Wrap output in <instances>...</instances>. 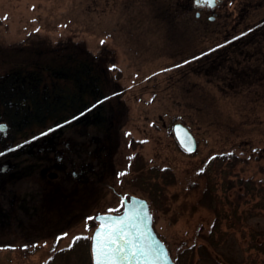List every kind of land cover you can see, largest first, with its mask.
<instances>
[{"label":"rangeland","instance_id":"374dc122","mask_svg":"<svg viewBox=\"0 0 264 264\" xmlns=\"http://www.w3.org/2000/svg\"><path fill=\"white\" fill-rule=\"evenodd\" d=\"M243 2L219 0L216 6L224 3L236 12ZM169 5L170 0H0V111L16 98L12 88L21 85L31 88L28 98L42 107L44 98L55 95L60 104L75 106L87 84L88 96L100 102L116 97L114 111L121 113L110 142L114 171L84 199L74 183L56 179L43 159L21 148L32 135L10 128L0 137V164L15 165L0 174V189L24 201L10 206L9 194L0 192L6 206L0 211V264H92L94 216L121 208L107 186L149 202V181H157L163 195L157 205L149 202L153 228L179 264H209V257H228L230 264L264 261L250 248L249 236L257 230L264 238L259 206L264 202L259 192L264 189V71L232 81L222 94L203 77L186 73L182 59L210 37L204 21L218 15L217 7L197 8L201 21H194L170 17ZM27 71L28 82L22 78ZM15 72L25 83L15 82V76L3 81ZM9 108L10 116H24L15 104ZM176 123L195 137L193 153L178 145ZM202 164L212 173L226 215L214 237L220 238L216 249L207 238L213 213L198 203ZM152 168L171 173L174 183L154 180ZM246 181L258 192L250 193ZM30 209L36 210L33 216ZM232 211L241 219L238 227L230 226Z\"/></svg>","mask_w":264,"mask_h":264},{"label":"flooded vegetation","instance_id":"af4514ba","mask_svg":"<svg viewBox=\"0 0 264 264\" xmlns=\"http://www.w3.org/2000/svg\"><path fill=\"white\" fill-rule=\"evenodd\" d=\"M200 7L203 6L198 8ZM93 62L94 66L98 67L100 64L97 65L96 63H99V57L95 56ZM52 89V93L57 90L54 87ZM111 93L113 92L110 91ZM78 95L79 100L75 103V106L70 103L60 104L56 100V95L44 98L45 102L43 104L45 105H42V107L40 105L34 106L29 99L25 102L22 111L24 116L16 118L13 114L9 118V122L15 126L14 131H23L32 135L29 142L23 144L21 148L31 150L35 158L43 159L56 179H60L63 183H74L81 198L84 199L86 194L96 193L97 187L105 184L106 178L114 171L113 160H111L114 151L110 142L114 133L119 130L121 119L117 117L119 112L114 111L116 97L112 98L109 95L108 100H101L100 102L96 100V97L88 96L87 84L79 89ZM119 114L121 115V113ZM0 137L3 138L1 135ZM9 163L13 165L14 169V163ZM146 186L147 184L144 183V186L141 187L145 192ZM106 189L113 192V194L115 193L120 199L121 208L117 212L97 213L94 216L96 227L98 226L96 216L121 213L124 200H129L131 196L145 199L132 194L116 193L112 186H107ZM255 189L258 192L259 187ZM2 190L1 194L6 196L8 192L5 189H0V192ZM8 194L11 197L9 200L10 206H20L24 202L16 194ZM4 208L6 206H3L0 201V211L2 212ZM28 211H30L29 215L33 216L36 210L30 209ZM47 227L44 225L42 232ZM261 235L262 233L257 230L249 235L252 237L250 248L256 251L258 255H264V238ZM207 259L209 261L206 263L209 264L234 263H228V257L227 259L222 257H209ZM173 262L179 264L176 259H173ZM259 264H264V261H260Z\"/></svg>","mask_w":264,"mask_h":264},{"label":"trees","instance_id":"16d2710c","mask_svg":"<svg viewBox=\"0 0 264 264\" xmlns=\"http://www.w3.org/2000/svg\"><path fill=\"white\" fill-rule=\"evenodd\" d=\"M185 2L189 0H170L169 16L172 18L183 16L190 20L201 21L200 13L196 17L197 8L193 4L191 8L185 7L183 5ZM216 11L218 15L213 21L209 19L204 21L206 25L211 26V31H208L210 37L205 39L203 42L205 44L199 50L182 60L183 65L188 69L186 73L203 77L206 82L214 86L218 93L222 94L227 88L232 87H230L232 81L242 82L243 79L253 78L264 71V0H244L242 4H239L236 12L229 11L223 3L219 4ZM172 21L176 24L175 19ZM216 158L221 159L218 155L215 157L217 161ZM213 159H211L212 163L209 161L210 166L213 164ZM203 166L202 164L197 171L203 181L198 203L213 213L214 219L207 238L211 246L216 249L220 238L215 242L214 237L220 234L219 221L226 218V215L216 183L213 176L211 177L212 173L207 166ZM152 171L155 175L154 180L156 177L161 178L162 185L174 183V177L168 171L163 169L159 172L156 168H152ZM158 173L159 175H156ZM147 184L149 202L157 205V202H161L159 198L163 197L161 186L157 181H149ZM245 188L250 193L256 192L251 182L246 181ZM259 192L262 201L264 189H260ZM259 206L264 208V202H261ZM227 217L231 218L230 226H239L241 219L234 211Z\"/></svg>","mask_w":264,"mask_h":264},{"label":"water","instance_id":"95a60500","mask_svg":"<svg viewBox=\"0 0 264 264\" xmlns=\"http://www.w3.org/2000/svg\"><path fill=\"white\" fill-rule=\"evenodd\" d=\"M218 0H216L217 2ZM195 2V0H194ZM196 4V3H195ZM216 4V3H215ZM207 9H212L214 7H208L206 6ZM199 13H196V16H198ZM209 20L212 21L213 17H209ZM30 75V71H27V74L22 77L25 81ZM15 76L14 81L15 82H20L21 84L25 83V81L18 79V74L16 72L11 76V74H6L3 77V81H6V79L13 78ZM26 82V83H27ZM76 83V82H75ZM26 89L24 92H20V89ZM12 90L15 91L16 98H13L12 100H7L6 102L3 103V106L0 111V117L4 116L8 121H1L0 125H3V128H0V135L4 138L7 136L8 131L10 128L13 130L15 129L14 125L9 122V118L12 117L9 115V107H12L13 104H15L16 109H20L23 111L25 102L29 100L28 94L31 90L30 87L26 85H21L15 88H12ZM19 92L22 94L20 95ZM21 96V97H20ZM10 101V102H9ZM7 103V107L5 108V104ZM27 110V107H26ZM18 118V117H16ZM17 121V120H16ZM17 127V126H16ZM172 132L173 135L178 143V145L186 152L188 153H193L196 150L197 147V142L195 137L191 134L189 129L184 126L183 124L176 123L172 127ZM13 169V165L10 163H3L0 166V173H6L9 172ZM102 217H115L123 220L125 217H130L131 218V223L127 224V229L128 232L132 234V236L136 237L137 242H140V237L138 236V233H143V242L146 246L154 248L156 251V254L158 255V264H175L173 260L171 259L167 248L165 244L158 238L156 235L153 226H152V215L150 211L149 204L147 200L142 199V198H137L134 196H131L129 200H124V206L123 210L119 214H102L96 216V221L98 222V226L95 228V230L92 233L91 236V241H90V250H91V260L92 264H95L94 262V252H93V247L95 244V233L100 230L101 224L104 223L106 224L107 221L102 220ZM125 264H128V262H125ZM131 264H138V262L133 259L131 261ZM139 264H143V261H140Z\"/></svg>","mask_w":264,"mask_h":264},{"label":"snow or ice","instance_id":"6c2138e0","mask_svg":"<svg viewBox=\"0 0 264 264\" xmlns=\"http://www.w3.org/2000/svg\"><path fill=\"white\" fill-rule=\"evenodd\" d=\"M195 3L199 6L214 7L216 0H195ZM101 43L104 41L101 40ZM3 127L0 125V128ZM101 219L107 223H102L100 230L95 233L93 247L95 264H125V262L131 264L133 259L138 264L140 261H143V264H158V255L154 248L144 244L143 233H138L140 237L138 243L136 237L128 232L126 225L131 223L130 217H125L123 220L115 217Z\"/></svg>","mask_w":264,"mask_h":264}]
</instances>
